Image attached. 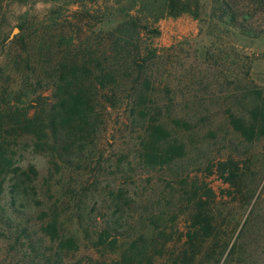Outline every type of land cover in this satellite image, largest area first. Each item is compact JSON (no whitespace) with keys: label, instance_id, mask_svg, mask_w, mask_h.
<instances>
[{"label":"trees","instance_id":"1","mask_svg":"<svg viewBox=\"0 0 264 264\" xmlns=\"http://www.w3.org/2000/svg\"><path fill=\"white\" fill-rule=\"evenodd\" d=\"M196 6L169 0L167 12L196 16ZM120 32V38L109 34L108 51L102 49L98 57L85 47L76 49V54L82 53L77 60L57 61L49 101L36 94L31 112L0 90V195L6 187L9 201L0 204V239L16 256L13 264H247V249L239 239L253 226L254 204L237 231L226 220L228 201L248 206L254 196L247 186V171L231 151L222 159H208L205 169L213 168L227 184L223 196L228 200L221 203L203 176L187 171L184 144L174 132L189 130L193 123L171 115L167 106L153 100L145 59L137 63L138 50L130 47L137 29ZM118 49L126 54L124 60L118 59L122 55L117 56ZM117 59L125 63L123 75L117 73ZM123 105V120L115 132L131 125L129 133L135 135L117 145L115 167L123 179L102 193L110 201L105 209L112 204L119 215L85 223L81 215L86 205L79 201L76 220H65L61 215L65 203L59 201L65 187L55 183L67 163L83 168L93 151H104L99 143L105 137L109 110ZM227 116L247 141L264 134L263 128L244 127L240 117ZM20 138L32 152L45 154L46 174L40 175L32 164L26 168L13 164L15 140ZM142 174L140 188L135 180L129 181ZM126 181L131 190L122 185ZM94 183L96 179L90 185ZM155 189L165 194L151 200L147 190L153 194ZM90 191L86 185L69 193L72 200L75 196L81 200ZM35 237L46 239L47 248L36 247Z\"/></svg>","mask_w":264,"mask_h":264},{"label":"rangeland","instance_id":"2","mask_svg":"<svg viewBox=\"0 0 264 264\" xmlns=\"http://www.w3.org/2000/svg\"><path fill=\"white\" fill-rule=\"evenodd\" d=\"M176 1L191 2L192 6L197 3V15L168 14L169 0H2L0 90L15 100L16 106L31 112L36 94L42 93L49 101L57 61L77 60L82 53L76 54V49L85 47L98 57L102 49L108 51L109 34L119 37L120 31L136 27L138 34L130 47L138 50L137 63L145 59L153 100L167 106L171 115L176 113L193 123L189 130L174 132L184 144L182 162L187 171L204 177L217 202L227 199L223 196L227 184L213 168L211 172L205 169L208 159H222L231 151L247 171L253 198L248 206L228 201L227 212L223 209L222 213H227L226 220L236 225L237 231L254 204L253 226L239 241L247 249L245 263L264 264V134L247 141L234 129L238 124H230L227 116L240 117L244 127L251 124L264 130V0ZM116 51L117 56L122 54L118 59L124 60L126 54ZM109 53L112 56V51ZM120 60L115 67L123 75L125 63ZM123 108L109 110L105 137L99 143L104 151H93L83 168L67 163L62 179L53 178L57 180L55 187H65L64 199L59 198L65 203V214L61 213L65 220H76L79 201L86 205L81 215L85 223L119 215L113 212L112 204L105 209L110 201L102 193L123 179L115 167L117 145L135 135L129 133L131 125L115 132L123 120ZM23 140H15L13 164L20 168L32 164L40 175L46 174L45 154L32 152ZM144 178L136 175L129 181L135 180L140 188L143 183L139 180ZM95 179L97 183L90 185ZM129 181L122 185L131 190ZM86 185L91 194L72 200L69 190L75 193ZM7 191L5 187L0 204L9 202ZM147 193L151 200L165 194L159 189ZM80 237H84L81 232ZM34 240L36 247L47 248L46 239ZM7 247L8 242L0 239V264L15 261Z\"/></svg>","mask_w":264,"mask_h":264}]
</instances>
